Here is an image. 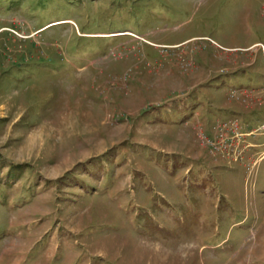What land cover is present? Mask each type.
Wrapping results in <instances>:
<instances>
[{"label": "rangeland", "instance_id": "374dc122", "mask_svg": "<svg viewBox=\"0 0 264 264\" xmlns=\"http://www.w3.org/2000/svg\"><path fill=\"white\" fill-rule=\"evenodd\" d=\"M261 121L264 0H0V264H264Z\"/></svg>", "mask_w": 264, "mask_h": 264}, {"label": "flooded vegetation", "instance_id": "af4514ba", "mask_svg": "<svg viewBox=\"0 0 264 264\" xmlns=\"http://www.w3.org/2000/svg\"><path fill=\"white\" fill-rule=\"evenodd\" d=\"M262 123H264V122H262V121H261V124H262ZM262 127H264V124H263V126H262ZM260 128H261V126H260ZM263 129H264V128H263ZM256 137H257V136H256ZM254 146H255L256 148H258V147H259V144L255 143V145H254Z\"/></svg>", "mask_w": 264, "mask_h": 264}]
</instances>
